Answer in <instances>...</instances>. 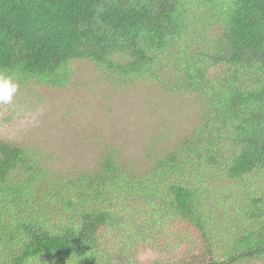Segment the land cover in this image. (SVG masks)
<instances>
[{
    "label": "trees",
    "instance_id": "trees-1",
    "mask_svg": "<svg viewBox=\"0 0 264 264\" xmlns=\"http://www.w3.org/2000/svg\"><path fill=\"white\" fill-rule=\"evenodd\" d=\"M78 60L191 93L202 121L141 171L109 148L96 170L60 174L0 140V264H123L101 232L158 205L198 232L202 264L264 262V188L244 186L230 229L205 209L203 187L264 182V0H0V72L61 87Z\"/></svg>",
    "mask_w": 264,
    "mask_h": 264
},
{
    "label": "rangeland",
    "instance_id": "rangeland-1",
    "mask_svg": "<svg viewBox=\"0 0 264 264\" xmlns=\"http://www.w3.org/2000/svg\"><path fill=\"white\" fill-rule=\"evenodd\" d=\"M70 72L69 83L61 87L18 81L14 103L0 105V140L36 150L39 161L56 173L96 170L109 148L144 170L202 121L203 106L191 93L167 92L152 81L125 83L87 60L74 61ZM262 180L250 175L235 182L210 180L203 184L209 201L205 209L231 229L248 203L241 190L245 185L263 189ZM158 206L135 214L131 223L124 217L107 227L101 232L103 246L123 264L129 259L202 264L204 243L198 232L166 217L163 205ZM30 264L73 263L45 258Z\"/></svg>",
    "mask_w": 264,
    "mask_h": 264
},
{
    "label": "clouds",
    "instance_id": "clouds-1",
    "mask_svg": "<svg viewBox=\"0 0 264 264\" xmlns=\"http://www.w3.org/2000/svg\"><path fill=\"white\" fill-rule=\"evenodd\" d=\"M19 91V83L12 74L0 72V105H12Z\"/></svg>",
    "mask_w": 264,
    "mask_h": 264
}]
</instances>
